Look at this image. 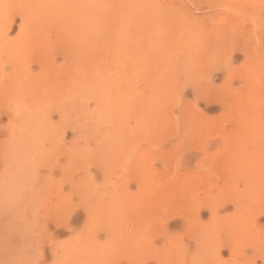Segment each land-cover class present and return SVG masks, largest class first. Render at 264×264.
Masks as SVG:
<instances>
[{"label": "rangeland", "instance_id": "1", "mask_svg": "<svg viewBox=\"0 0 264 264\" xmlns=\"http://www.w3.org/2000/svg\"><path fill=\"white\" fill-rule=\"evenodd\" d=\"M196 258L264 264V0H0V264Z\"/></svg>", "mask_w": 264, "mask_h": 264}, {"label": "bare ground", "instance_id": "2", "mask_svg": "<svg viewBox=\"0 0 264 264\" xmlns=\"http://www.w3.org/2000/svg\"><path fill=\"white\" fill-rule=\"evenodd\" d=\"M246 1H247V0H246ZM252 1H253V0H252ZM41 125H42V124H41ZM39 132H40V131H39ZM48 135H49V134H48ZM35 156H36V155H35ZM3 220H4V219H3ZM114 222H115V221H114ZM109 223H110V222H109ZM108 225H109V224H108ZM106 226H107V225H106ZM115 226H116V225H115ZM108 227H109V226H108ZM115 231H116V230H115ZM111 235H112V234H111ZM112 236H113V235H112ZM108 245H109V244H108ZM77 248H78V247H77ZM120 249H121V248H120ZM118 250H119V249H118ZM123 252H124V250H123ZM196 259H197V260H196ZM196 259H195V260H196L197 262H195V263L197 264L198 261H199V260H198L199 258H196ZM19 260H20V259H19ZM34 260H35V259H34ZM89 261H90V260H89ZM199 262H200V264L203 263V262L201 261V259H200ZM192 263H194V261H193V262H190V264H192ZM203 264H204V263H203Z\"/></svg>", "mask_w": 264, "mask_h": 264}]
</instances>
